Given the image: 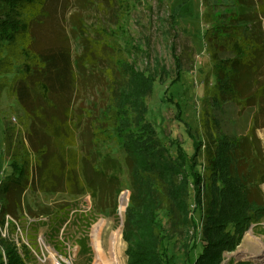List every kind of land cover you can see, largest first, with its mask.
I'll return each mask as SVG.
<instances>
[{
  "label": "trees",
  "instance_id": "1",
  "mask_svg": "<svg viewBox=\"0 0 264 264\" xmlns=\"http://www.w3.org/2000/svg\"><path fill=\"white\" fill-rule=\"evenodd\" d=\"M202 2L206 25L203 41L209 75L213 78V83L205 82L204 100L215 107L240 105L248 109L247 120L253 121L256 127H264V0ZM67 5V0H0V99L3 91L16 99L22 116L28 121L29 145L20 153L12 145L13 138H6V148L12 151V170L0 182V226L8 222L6 215L17 216L27 189L52 195L61 192V186L67 184L70 193L78 194L84 186L85 191L91 190L93 197L96 187L111 190L113 178L120 177L122 164L109 156L100 159V153L93 152L96 146L93 139L98 140L104 131L102 126L107 124L121 140L132 186L122 237L126 243L127 264H172L161 248L156 212L165 199L173 205L170 216L176 212L183 215L187 208L186 188L178 194L159 183L161 169L153 159L160 157L164 147L153 126L145 121L144 113L136 125L127 122L124 105L130 101H126L120 87L113 98H117L113 103L117 108L113 121L110 123L108 115L113 106L102 107L98 118L94 114L98 105L85 94L82 83L87 79L79 71L80 55L75 58L72 49L73 39L80 37L78 20L83 19L78 14L83 16V10L69 14ZM115 62L123 75L133 74L123 60ZM145 80L151 82V79ZM88 88L89 93L95 90ZM134 100L140 104L142 95H136ZM85 106L89 108L86 122L91 124V140L87 138V126L82 127L81 123ZM92 120L99 121V126L92 125ZM251 131L247 138L226 135L213 138L210 150L203 149L204 143L197 145L193 162L198 155L203 156V173H195L198 185L194 200L202 210V220L200 248L191 264H222L224 254L234 251L249 227L264 217V201L251 193L257 187L252 186L253 181H259L258 177L252 179L257 173L252 168L254 165L246 167L240 162L249 151L256 149ZM67 147H77L83 156L79 157L78 150L76 156H67ZM88 154L98 155L90 160ZM32 155L36 159L34 164ZM199 184H203V190ZM74 186L79 190L73 189ZM119 190L118 187L116 194ZM146 190L154 193L150 208L145 207V199L140 196ZM76 204L73 202L64 210L62 222L75 210ZM72 214L76 216L75 211ZM86 218L88 226L96 220L94 206ZM41 225L48 223H35V230ZM144 226L151 231L143 241L132 232ZM129 233L134 236L132 239ZM0 264H31L29 248L24 243L18 246L15 241L8 245L0 234Z\"/></svg>",
  "mask_w": 264,
  "mask_h": 264
},
{
  "label": "rangeland",
  "instance_id": "2",
  "mask_svg": "<svg viewBox=\"0 0 264 264\" xmlns=\"http://www.w3.org/2000/svg\"><path fill=\"white\" fill-rule=\"evenodd\" d=\"M118 1L67 0L69 14L78 12L80 8L83 10V16L78 14L83 20H78L80 37L73 39V54L75 58L80 55L79 71L87 79L82 86L86 88L85 94L96 100L98 106L94 114L97 118L102 107L113 106L117 100L113 98L120 87L126 101H130L124 105L127 122L136 125L144 113L145 121L155 129L164 147L160 157L153 159V163L161 169L159 183H164L163 188L178 194L183 192L184 187L187 191V208L183 215L176 212L170 216L173 205L165 199L156 212L161 248L172 264H191L200 248L198 238L202 220V210L194 200L198 185L195 173H203V156L200 158L198 155L193 162L197 145L204 143L206 147L203 145V149L210 150L213 138L225 135L247 138L249 129H252L250 134L256 149L249 151L240 162L246 167L254 165L252 168L257 173L252 179L258 177L259 181H253L252 186L257 187L251 193L264 201V127H256L253 121L247 120L245 113L248 109L240 105L221 104L215 107L204 100L205 82L213 83V78L209 75V60L203 41L206 25L202 17V0H120L121 5ZM120 59L124 61V66L130 65L133 74L127 76L119 71L115 61L118 63ZM145 79H151V82ZM87 85L95 90L89 93ZM136 95H142L140 104L134 100ZM111 109L108 112L110 123L117 108L113 106ZM83 113L82 127L87 126V138L91 140V124L86 122L89 116L87 106ZM91 123L99 126L100 122L92 120ZM102 127L104 131L98 140L93 139L96 145L93 152H99L100 159L109 156L122 164L120 177L117 180L113 178L111 190L96 187L93 197L91 190L85 191L84 186L78 194L70 193L67 184L61 186V192L52 195L27 189L22 195V208L17 216L6 215L8 222L0 227V234L4 235L8 245L13 241L18 246L24 243L30 250L31 264H93L96 258L94 237L99 223H102L98 232L104 261L114 256L110 243L115 234L117 262L112 258V264H127L126 243L122 237L125 210L132 192L129 169L120 138L111 126L108 128L104 124ZM27 130L28 121L22 116L16 99L3 91L0 99L1 183L12 170V151L6 148V138H13V147L24 153V147L28 149L29 146ZM65 149L67 156H76L77 147ZM78 153L81 158L83 155L79 150ZM89 154L87 157L90 160L98 155ZM31 161L33 164L36 162L33 155ZM186 175L188 178H185ZM118 187L120 190L116 194ZM202 187L203 184H199V189L203 190ZM154 193L146 190L144 196L140 195L145 199V207H151ZM73 202L77 203L75 210L69 212L67 220L62 222L64 210ZM92 206L97 218L88 226L86 213ZM74 211L76 216L72 214ZM35 223L48 225H41L35 230ZM144 228L131 232L144 241L146 233L151 231L149 227ZM130 233L132 239L134 236ZM255 237L259 239L255 240ZM194 245L196 248L193 249ZM238 251L245 257L254 256L262 261H250L249 264H264V217L249 227L234 251L224 254L222 264L242 262V257L234 255Z\"/></svg>",
  "mask_w": 264,
  "mask_h": 264
},
{
  "label": "bare ground",
  "instance_id": "3",
  "mask_svg": "<svg viewBox=\"0 0 264 264\" xmlns=\"http://www.w3.org/2000/svg\"><path fill=\"white\" fill-rule=\"evenodd\" d=\"M102 223H99L96 227V233H95V237H94V241H95V251H96V258L95 261L93 262V264H112V260H115V263L117 262V259L115 257L116 253L115 252V244H116V237L115 234L112 235L111 237V253H113V257H107L108 260H106V262L104 261L102 254H103V248L102 245L100 243V239H99V232L98 230L101 228ZM255 240H258L259 238L255 237ZM243 253L240 251L236 252V257L237 258H241L243 257ZM113 258V259H112Z\"/></svg>",
  "mask_w": 264,
  "mask_h": 264
},
{
  "label": "water",
  "instance_id": "4",
  "mask_svg": "<svg viewBox=\"0 0 264 264\" xmlns=\"http://www.w3.org/2000/svg\"><path fill=\"white\" fill-rule=\"evenodd\" d=\"M231 255H233V254H231ZM234 255H236V253H235ZM243 255H244V254H243ZM240 261H244V262H250V261H252V262H259V263H262V261H261L260 259L254 257V256H247V257L243 256V257L240 259Z\"/></svg>",
  "mask_w": 264,
  "mask_h": 264
},
{
  "label": "built area",
  "instance_id": "5",
  "mask_svg": "<svg viewBox=\"0 0 264 264\" xmlns=\"http://www.w3.org/2000/svg\"><path fill=\"white\" fill-rule=\"evenodd\" d=\"M7 220V219H6ZM5 224H7V221H6V223ZM1 227V226H0ZM2 235V234H1ZM2 236H4V235H2Z\"/></svg>",
  "mask_w": 264,
  "mask_h": 264
}]
</instances>
